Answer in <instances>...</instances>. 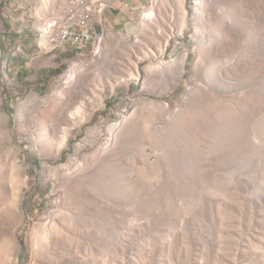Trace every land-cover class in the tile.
I'll return each mask as SVG.
<instances>
[{
	"label": "rangeland",
	"instance_id": "1",
	"mask_svg": "<svg viewBox=\"0 0 264 264\" xmlns=\"http://www.w3.org/2000/svg\"><path fill=\"white\" fill-rule=\"evenodd\" d=\"M149 1L89 56L0 0V264H264V0Z\"/></svg>",
	"mask_w": 264,
	"mask_h": 264
},
{
	"label": "built area",
	"instance_id": "2",
	"mask_svg": "<svg viewBox=\"0 0 264 264\" xmlns=\"http://www.w3.org/2000/svg\"><path fill=\"white\" fill-rule=\"evenodd\" d=\"M66 1L69 0H61L45 19L48 20L55 16V12H62V24L58 27L57 32H65V39H56L55 32V35L52 36L54 49H47L45 53L54 55L58 49H65L70 54L71 52H89L90 56L95 53V48L100 46L101 40H105L108 34V31L100 33V26L104 12L112 0H78V7L74 10H65ZM147 8H150L149 4L143 6L140 12L138 20L140 26H142V12ZM92 13H99L97 26H88V18Z\"/></svg>",
	"mask_w": 264,
	"mask_h": 264
},
{
	"label": "crops",
	"instance_id": "3",
	"mask_svg": "<svg viewBox=\"0 0 264 264\" xmlns=\"http://www.w3.org/2000/svg\"><path fill=\"white\" fill-rule=\"evenodd\" d=\"M149 2V0H112L104 12L101 26L106 33L117 31L128 35L134 34L140 29L138 20L142 7ZM62 51L69 54L65 49H59L55 54H62ZM71 54L76 55V52Z\"/></svg>",
	"mask_w": 264,
	"mask_h": 264
},
{
	"label": "bare ground",
	"instance_id": "4",
	"mask_svg": "<svg viewBox=\"0 0 264 264\" xmlns=\"http://www.w3.org/2000/svg\"><path fill=\"white\" fill-rule=\"evenodd\" d=\"M199 3V2H198ZM78 7V0H69L65 3V10H74ZM146 16H150V13L142 12V26L144 27V20ZM144 17V19H143ZM62 24V12L56 16L51 17L49 21L43 28V31L46 35L49 36L50 41L54 43V39L52 36L55 35L56 32V39H65V32H57L58 27ZM99 24V13H92L88 18V26H97ZM100 33H106V30L101 26ZM103 40H101L102 42ZM82 54L87 52H81Z\"/></svg>",
	"mask_w": 264,
	"mask_h": 264
},
{
	"label": "trees",
	"instance_id": "5",
	"mask_svg": "<svg viewBox=\"0 0 264 264\" xmlns=\"http://www.w3.org/2000/svg\"><path fill=\"white\" fill-rule=\"evenodd\" d=\"M59 72V70L58 69H55L54 71H52V75H54V74H56V73H58Z\"/></svg>",
	"mask_w": 264,
	"mask_h": 264
}]
</instances>
